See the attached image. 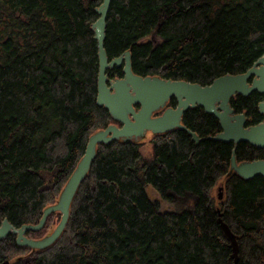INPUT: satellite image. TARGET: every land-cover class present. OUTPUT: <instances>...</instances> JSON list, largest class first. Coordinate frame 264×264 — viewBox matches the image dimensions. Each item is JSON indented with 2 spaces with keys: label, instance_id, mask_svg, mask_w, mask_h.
<instances>
[{
  "label": "trees",
  "instance_id": "1",
  "mask_svg": "<svg viewBox=\"0 0 264 264\" xmlns=\"http://www.w3.org/2000/svg\"><path fill=\"white\" fill-rule=\"evenodd\" d=\"M102 2L0 0V221L38 223L91 134L116 123L97 103L93 23ZM105 48L110 58L130 50L137 75L205 86L246 72L264 55V0H112ZM109 73L124 75L118 67ZM263 99L255 91L230 103L257 124ZM176 105L172 98L167 107ZM182 121L200 142L175 128L152 135L147 157L144 142L98 144L62 235L42 250L19 245L15 234L0 238V263L234 264L222 212L236 235L237 264H264V177L230 172L234 151L241 163L263 159L264 149L210 139L222 129L203 107L189 108ZM149 187L182 208L160 211ZM60 220L52 213L27 235L43 238Z\"/></svg>",
  "mask_w": 264,
  "mask_h": 264
},
{
  "label": "water",
  "instance_id": "2",
  "mask_svg": "<svg viewBox=\"0 0 264 264\" xmlns=\"http://www.w3.org/2000/svg\"><path fill=\"white\" fill-rule=\"evenodd\" d=\"M112 0H103L97 8L99 18L93 23L95 39L99 50V76L97 103L105 106L112 117L122 123V126L111 124L107 128L92 134L88 140L84 156L66 183L59 200L44 209L37 224L14 226L7 218L0 223V238L9 233L17 234L19 245L34 249H44L52 245L63 233L70 215V207L74 196L88 174L97 154L99 143H109L115 139L140 140L147 132L164 133L174 128L189 133L193 140L200 142L201 138L182 123L183 114L196 106L203 107L207 113L215 115L220 121L222 131L210 139L224 142L233 141L235 144L248 142L264 149V121L248 125L245 113H235L231 99L236 95H250L257 91L264 96V55L254 65L242 74H226L213 80L211 84L201 85L185 80L164 79L157 76H139L132 70L131 52L126 50L122 55L110 59L105 48L107 18ZM124 62V77L112 79L108 69L121 66ZM171 98L177 100L176 107H167ZM140 107L136 109L135 106ZM159 116L154 113L163 110ZM259 111L264 114V99L259 103ZM237 172L245 179L257 175L264 177V158L238 163L235 152L232 156L231 172ZM223 185L219 190V198L223 197ZM54 212H61V220L52 233L41 239L29 238L28 231L41 230L48 217ZM220 224L227 239L231 242L234 264H237L238 242L236 235L220 213ZM3 262L1 264H8Z\"/></svg>",
  "mask_w": 264,
  "mask_h": 264
},
{
  "label": "rangeland",
  "instance_id": "3",
  "mask_svg": "<svg viewBox=\"0 0 264 264\" xmlns=\"http://www.w3.org/2000/svg\"><path fill=\"white\" fill-rule=\"evenodd\" d=\"M116 124L118 125L119 123H116ZM152 135H153L152 132H148L147 135L142 139L144 144L142 145L141 152H142V154L144 156H150L151 153L153 152V146H152V143H151ZM224 182H225V178H223L222 181L215 188V191H214L215 195L218 196L219 187L222 186V185L224 186V184H223ZM147 192H148V194H149V196H150L152 201H159V203H160V211H162V212H165V211H177V210H180L182 208V204L181 203H174V202H169V201H166V200H162L161 197L159 196V194L152 187H149ZM61 216H62V213H61Z\"/></svg>",
  "mask_w": 264,
  "mask_h": 264
},
{
  "label": "bare ground",
  "instance_id": "4",
  "mask_svg": "<svg viewBox=\"0 0 264 264\" xmlns=\"http://www.w3.org/2000/svg\"><path fill=\"white\" fill-rule=\"evenodd\" d=\"M103 3V2H102ZM100 7V6H99ZM98 7V8H99ZM99 18V17H98ZM96 22V21H95ZM11 30V29H10ZM9 31V30H8ZM12 35V34H11ZM15 42V41H14ZM107 51V50H106ZM98 55H99V51H98ZM108 55V54H107ZM122 55V54H121ZM120 56V55H119ZM109 58H110V56H108ZM116 57H118V56H116ZM113 58H115V57H113ZM110 59H112V58H110ZM122 65H123V68H124V62L122 63ZM115 67V66H114ZM122 67V66H121ZM112 68V67H111ZM110 68V69H111ZM110 69H108V71H107V73L110 71ZM250 69V68H249ZM123 70V69H122ZM124 72V71H123ZM242 74V73H241ZM108 76L109 77H112V76H110L109 75V73H108ZM140 76V75H139ZM123 77H124V75H123ZM123 77H121V78H123ZM98 98V97H97ZM170 101V100H169ZM136 107V109H138L140 106L139 105H137V106H135ZM157 113V112H156ZM156 113H154V116H159V115H156ZM236 113V112H235ZM161 115V114H160ZM184 115V114H183ZM112 116V115H111ZM113 118V117H112ZM114 119V118H113ZM182 119H183V116H182ZM115 120V119H114ZM116 121V123H119L118 125L116 124V123H114L113 121H111V122H113L112 124H114V125H117V126H119V127H121L122 126V123H120L119 121H117V120H115ZM263 122V121H262ZM182 123H183V121H182ZM261 123V122H260ZM184 124V123H183ZM258 124V123H257ZM111 125V124H110ZM249 125V124H248ZM251 125H254V124H251ZM109 126V125H108ZM107 126V127H108ZM186 126V125H185ZM106 127V128H107ZM187 127V126H186ZM105 129V128H104ZM175 129V128H174ZM103 130V129H102ZM191 130V129H190ZM100 131V130H99ZM150 132V131H149ZM194 132V131H193ZM148 133V132H147ZM165 133V132H164ZM220 133V132H219ZM94 134V133H93ZM154 134V133H153ZM197 134V133H196ZM199 134V133H198ZM197 134V135H198ZM92 135V134H91ZM147 135V134H146ZM216 136V135H215ZM200 137V136H199ZM90 138V137H89ZM201 138V137H200ZM115 140H121V139H115ZM201 140H202V138H201ZM114 141V140H113ZM134 141H136V140H134ZM137 142H143L142 141V139H140V140H137ZM153 142V141H152ZM231 142H233V141H231ZM102 143V142H101ZM88 144V143H87ZM100 144V143H99ZM141 145V144H140ZM98 146V145H97ZM235 152V151H234ZM84 156V155H83ZM147 157V156H146ZM252 161H254V160H252ZM245 162V161H244ZM239 163V162H238ZM242 163V162H241ZM240 164V163H239ZM78 165V164H77ZM74 172V171H73ZM230 172H231V170H230ZM233 172H235V171H233ZM237 173V172H236ZM71 177V176H70ZM69 180V179H68ZM68 182V181H67ZM65 187V186H64ZM221 187V186H220ZM220 187H219V190H220ZM224 187V186H223ZM64 189V188H63ZM63 191V190H62ZM61 195V194H60ZM223 197H224V191H223ZM223 197L222 198H219V191H218V198L219 199H223ZM55 213V212H54ZM220 213H222V212H220ZM223 214V213H222ZM4 220V219H3ZM2 220V221H3ZM48 220V219H47ZM2 221H0V223L2 222ZM225 221V220H224ZM15 226V225H14ZM229 226V225H228ZM21 227V226H20ZM230 227V226H229ZM231 229V228H230ZM33 231V230H32ZM29 232V231H28ZM27 232V233H28ZM53 232V231H52ZM51 232V233H52ZM10 234H13V233H9L8 235H10ZM7 235V236H8ZM16 235V238H17V234H15ZM27 235V234H26ZM6 236V237H7ZM28 236V235H27ZM34 236V235H33ZM5 238V237H4ZM30 238V237H29ZM44 238V237H43ZM33 239H36V238H33ZM39 239H41V238H39ZM9 244V243H8ZM21 246H23V245H21ZM29 247V246H28ZM39 250H42V249H39ZM13 252V251H12ZM26 256V255H25ZM239 256V255H238ZM8 261V260H7ZM6 262V261H5ZM9 262V261H8ZM1 264V263H0ZM8 264H10V262L8 263Z\"/></svg>",
  "mask_w": 264,
  "mask_h": 264
},
{
  "label": "flooded vegetation",
  "instance_id": "5",
  "mask_svg": "<svg viewBox=\"0 0 264 264\" xmlns=\"http://www.w3.org/2000/svg\"><path fill=\"white\" fill-rule=\"evenodd\" d=\"M121 66H122V67H121ZM121 66H115V67H118V68H122V69H123V65H121ZM115 67H112L111 69H113V68H115ZM111 69H110V70H111ZM108 73H109V72H108ZM109 74H110V73H109ZM121 77H123V76H118V75H117V76H112L111 78H112V79H117V78H121ZM171 99H172V98H171ZM171 99H170V100H171ZM176 101H177V100H176ZM169 102H170V101H169ZM169 102H168V103H169ZM177 104H178V103H177ZM176 106H177V105H176ZM176 106H175V107H176ZM166 108H167V106H166ZM163 111H164V109L161 110V111H159V112H157L156 115H160V114H162ZM247 117H248V116H247ZM248 124H249V120H248ZM249 125H251V124H249ZM221 131H222V130H221ZM251 161H252V160H251Z\"/></svg>",
  "mask_w": 264,
  "mask_h": 264
}]
</instances>
